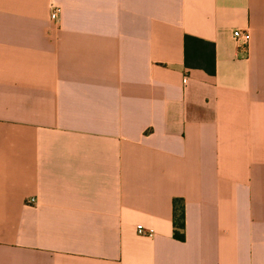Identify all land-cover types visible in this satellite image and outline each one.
<instances>
[{
    "label": "crops",
    "instance_id": "obj_1",
    "mask_svg": "<svg viewBox=\"0 0 264 264\" xmlns=\"http://www.w3.org/2000/svg\"><path fill=\"white\" fill-rule=\"evenodd\" d=\"M0 264H264V0H0Z\"/></svg>",
    "mask_w": 264,
    "mask_h": 264
},
{
    "label": "trees",
    "instance_id": "obj_2",
    "mask_svg": "<svg viewBox=\"0 0 264 264\" xmlns=\"http://www.w3.org/2000/svg\"><path fill=\"white\" fill-rule=\"evenodd\" d=\"M184 66L200 68L208 74L215 72L214 44L210 41L184 35ZM172 220L174 238L184 240V206L182 200L174 198L172 201Z\"/></svg>",
    "mask_w": 264,
    "mask_h": 264
},
{
    "label": "built area",
    "instance_id": "obj_3",
    "mask_svg": "<svg viewBox=\"0 0 264 264\" xmlns=\"http://www.w3.org/2000/svg\"><path fill=\"white\" fill-rule=\"evenodd\" d=\"M50 18L54 22L58 21V19H59L58 9L53 8L51 10ZM232 35H233L234 39L236 40V42H238L239 45L242 47V49H244V48L246 49L249 38H250V34H249L248 30L235 29L232 31ZM36 200L37 199L35 197H31L29 199L30 202H36ZM135 229H136L137 233L140 235H144V236H148V237H151L153 235V231L151 229L145 228L141 224H137L135 226Z\"/></svg>",
    "mask_w": 264,
    "mask_h": 264
}]
</instances>
